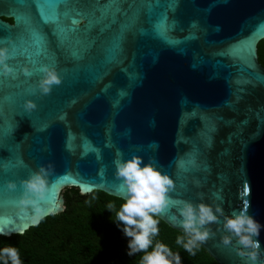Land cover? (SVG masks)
Wrapping results in <instances>:
<instances>
[{"label": "water", "instance_id": "water-1", "mask_svg": "<svg viewBox=\"0 0 264 264\" xmlns=\"http://www.w3.org/2000/svg\"><path fill=\"white\" fill-rule=\"evenodd\" d=\"M168 2L177 0L159 4L124 0L120 7L127 5L125 10L133 4L165 12L167 38L141 17L124 32L112 59L109 49L120 33L123 14L107 30L101 25L86 30L88 17H79L80 31L63 46L51 28L44 29L48 47L58 56L45 64L55 66L63 79L49 94L38 88L35 93L23 92L16 107L26 115L14 116L6 101L0 104L4 121L12 118L17 124L11 136L0 132V155L5 157L0 163V235L20 234L32 226L14 201L23 193L21 178L42 164L53 166L46 208L59 204L61 212L67 187H76L81 194L100 190L121 198L114 165L117 151L124 158L142 155L145 162L151 159L169 173L175 181L169 194L173 199L220 204L226 214L250 202L249 212L264 223V82L238 84L249 79L248 64L232 55L233 49L246 48L254 70L264 76L257 54V44L264 38V0H178L174 10L165 7ZM31 7L20 0H0V43L10 52L7 39L16 34L20 13ZM71 7L88 10L104 5L87 0ZM77 41L82 58L74 60L70 49ZM8 63L21 79L24 65L33 69L31 63H17L12 56ZM72 68L78 70L77 79L62 71ZM41 75L30 78L32 87ZM8 91L5 83L3 95ZM26 99H33L37 107L28 112L23 107ZM86 144L98 152L86 153ZM13 150L24 162L22 172L6 168ZM189 158L197 163L194 170L184 167ZM8 180L17 182L15 190L6 189ZM172 211L162 212L161 220L182 232L170 220ZM210 227L215 234L202 248L218 264H244L232 245L222 243V228ZM259 239L264 259V229Z\"/></svg>", "mask_w": 264, "mask_h": 264}, {"label": "clouds", "instance_id": "clouds-1", "mask_svg": "<svg viewBox=\"0 0 264 264\" xmlns=\"http://www.w3.org/2000/svg\"><path fill=\"white\" fill-rule=\"evenodd\" d=\"M10 56L12 52L8 45L0 43V75L5 77L18 73L8 63ZM19 71L26 77L33 73L28 65ZM39 72L42 75L32 87L33 93L38 88L40 93L49 94L53 85L62 83L63 78L53 65L41 64ZM36 107L33 99L24 101V108L29 112ZM114 165L115 176L120 181V191L123 193L122 203L117 208L115 202H109L106 208L115 213L113 220L128 238V255L141 254L139 264H183L179 251H174L170 245L157 239L161 231V213L170 209H174L170 216L171 222L182 229L175 242L191 256H195L210 236L215 234L210 226L216 224L225 233L222 243L232 245L244 264H264L259 239L264 223L249 212L250 202L226 214L220 204L173 199L169 194L174 190V178L151 159L145 162L142 155L133 153L129 158H124L123 153L117 151ZM52 167L51 164H42L20 180L23 193L14 204L20 212L28 214L32 226H38L49 215L58 214L59 204L47 208L44 206ZM16 188L15 180L7 181V190ZM0 234H3V230H0ZM0 264H24L20 249L11 244L0 247Z\"/></svg>", "mask_w": 264, "mask_h": 264}, {"label": "snow or ice", "instance_id": "snow-or-ice-1", "mask_svg": "<svg viewBox=\"0 0 264 264\" xmlns=\"http://www.w3.org/2000/svg\"><path fill=\"white\" fill-rule=\"evenodd\" d=\"M177 2H168L165 7H170L174 10ZM81 3H87V0H20V4L31 5L32 7L26 8L20 13L17 32L14 36H9L7 40L12 45V58L17 63L23 61L31 63L33 65V73L31 76H25V79H21L19 73H17L15 76H11L10 79L8 78L9 76H4L5 79L0 80V93H2L0 95V104L6 101L11 106L14 116L26 115L16 107L17 98L23 92L33 93L30 78L39 74L40 65L54 63L58 59V56L54 55L46 43L47 38L44 29L51 28L53 34L58 37V42L63 46L72 39L74 33L80 31L76 27L79 23V17H88V24L85 25L86 30L90 31L97 25H101L104 30H107L113 24L120 22V15L123 14L124 20L120 23V33L114 39L112 47L109 49L110 59L114 58L119 51L124 32L131 29L141 17L148 23H154L155 31L167 38L169 28L167 14L165 12H157L151 5H148L145 10L143 8H136L132 4L131 9L125 10L127 5L120 7L121 4H124V0H92V3H101L104 7L88 10L71 7L72 4L79 5ZM156 3L159 4L160 0H156ZM141 31L145 30L141 29ZM191 38L189 37V39ZM169 42L178 43V41L171 40ZM70 54L74 60L82 58V49L79 47V41H77L76 47L70 49ZM232 55L243 59L248 64L247 75L249 79L239 80L237 81L238 84H251L254 81L264 82V76L256 72L254 70L255 65L248 60L246 48L233 49ZM62 71L66 74L71 72L73 79L78 78V70L75 68L62 69ZM5 83H7L9 88L7 96L3 95V85ZM123 95L125 93L121 92V96ZM16 126L17 124L12 118H9L7 122L4 121L2 108H0V132L11 136ZM211 130V125H209L207 131L210 132ZM2 151L3 145L0 144V152ZM89 151L98 152V149H94L86 144L85 152ZM4 159L5 157L0 155V163ZM24 167L23 160L16 157L14 150L10 152L6 168L19 173L24 170ZM184 167L188 170H194L197 167V163L194 159L189 158L186 160ZM183 187L187 188L189 185L185 184Z\"/></svg>", "mask_w": 264, "mask_h": 264}, {"label": "trees", "instance_id": "trees-1", "mask_svg": "<svg viewBox=\"0 0 264 264\" xmlns=\"http://www.w3.org/2000/svg\"><path fill=\"white\" fill-rule=\"evenodd\" d=\"M257 54L264 67V38L257 44ZM62 193L61 212L29 227L23 235H0V247L17 246L24 264H139L141 254L128 255V238L113 220L115 213L106 208L109 202L119 208L121 198L100 190L81 194L76 187ZM160 229L157 239L179 251L183 264H218L202 247L191 256L178 246L175 241L181 232L162 220Z\"/></svg>", "mask_w": 264, "mask_h": 264}, {"label": "flooded vegetation", "instance_id": "flooded-vegetation-1", "mask_svg": "<svg viewBox=\"0 0 264 264\" xmlns=\"http://www.w3.org/2000/svg\"><path fill=\"white\" fill-rule=\"evenodd\" d=\"M4 20L8 21V22H11L12 20L10 18H4L2 17Z\"/></svg>", "mask_w": 264, "mask_h": 264}]
</instances>
